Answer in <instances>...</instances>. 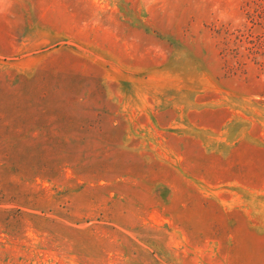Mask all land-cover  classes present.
<instances>
[{
    "label": "rangeland",
    "instance_id": "374dc122",
    "mask_svg": "<svg viewBox=\"0 0 264 264\" xmlns=\"http://www.w3.org/2000/svg\"><path fill=\"white\" fill-rule=\"evenodd\" d=\"M0 264H264V0H0Z\"/></svg>",
    "mask_w": 264,
    "mask_h": 264
}]
</instances>
